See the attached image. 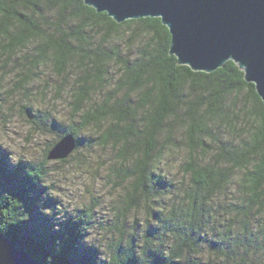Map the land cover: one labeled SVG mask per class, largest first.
Segmentation results:
<instances>
[{
	"label": "clouds",
	"instance_id": "9594fccd",
	"mask_svg": "<svg viewBox=\"0 0 264 264\" xmlns=\"http://www.w3.org/2000/svg\"><path fill=\"white\" fill-rule=\"evenodd\" d=\"M110 7L0 0V150L28 165L43 191L25 199L61 234L50 254L15 246L54 264L70 220L95 264H264L260 83L233 56L173 51L163 13ZM30 219L0 194V237Z\"/></svg>",
	"mask_w": 264,
	"mask_h": 264
},
{
	"label": "water",
	"instance_id": "95a60500",
	"mask_svg": "<svg viewBox=\"0 0 264 264\" xmlns=\"http://www.w3.org/2000/svg\"><path fill=\"white\" fill-rule=\"evenodd\" d=\"M120 14L163 13L172 25L173 51L206 65L233 56L248 65L264 93V0H94ZM66 140L54 152L62 155ZM0 264H38L9 238L0 237Z\"/></svg>",
	"mask_w": 264,
	"mask_h": 264
},
{
	"label": "trees",
	"instance_id": "16d2710c",
	"mask_svg": "<svg viewBox=\"0 0 264 264\" xmlns=\"http://www.w3.org/2000/svg\"><path fill=\"white\" fill-rule=\"evenodd\" d=\"M28 165L20 163L12 167L8 161L5 153L0 150V176L5 178V183L0 188V194L7 191L10 195L24 200L26 210L31 212V219L25 224H18L9 229L8 238L15 245L16 241L22 235L33 236L37 238V243L34 246L33 255H46L50 254L51 239L60 236L59 233L50 232V223L42 221V217L35 208L32 207V200L25 199L28 191H35L36 195L33 199L39 198V192L43 189H37L31 183L29 177L24 174V168ZM55 201L48 200L45 206L51 207ZM38 220V222H37ZM49 220V218H48ZM76 225H73L69 220L63 225L64 233L67 234V240L64 241V247L60 257L54 261V264H95L96 251L91 248L81 246L74 248L78 234L75 232ZM159 264V260L156 261Z\"/></svg>",
	"mask_w": 264,
	"mask_h": 264
},
{
	"label": "rangeland",
	"instance_id": "374dc122",
	"mask_svg": "<svg viewBox=\"0 0 264 264\" xmlns=\"http://www.w3.org/2000/svg\"><path fill=\"white\" fill-rule=\"evenodd\" d=\"M2 153H5V155L7 156V153L6 152L2 151ZM4 183H5V178H3V177L0 176V188H2V186L4 185ZM42 221H45L46 223H49V220H48L47 217H42ZM37 222H38V220H37Z\"/></svg>",
	"mask_w": 264,
	"mask_h": 264
}]
</instances>
